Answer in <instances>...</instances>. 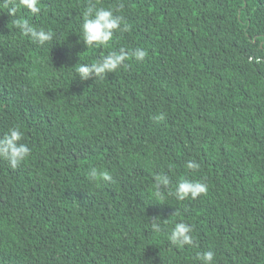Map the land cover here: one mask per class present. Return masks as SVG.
Masks as SVG:
<instances>
[{
  "label": "trees",
  "instance_id": "obj_1",
  "mask_svg": "<svg viewBox=\"0 0 264 264\" xmlns=\"http://www.w3.org/2000/svg\"><path fill=\"white\" fill-rule=\"evenodd\" d=\"M89 2L10 16L0 0V138L18 126L31 149L16 168L0 159V264H200L206 250L213 264H264V0H91L128 31L87 48ZM17 19L53 40L33 43ZM121 48L148 55L79 79ZM157 174L170 179L162 200ZM181 179L207 192L177 200ZM180 221L191 247L168 240Z\"/></svg>",
  "mask_w": 264,
  "mask_h": 264
},
{
  "label": "clouds",
  "instance_id": "obj_2",
  "mask_svg": "<svg viewBox=\"0 0 264 264\" xmlns=\"http://www.w3.org/2000/svg\"><path fill=\"white\" fill-rule=\"evenodd\" d=\"M41 0H11V4L7 13L15 16L21 8L28 10L31 14L38 15L42 9L40 7ZM122 16L114 14L112 8L97 7L91 0L83 12L82 23V41L87 48L104 46L107 47L113 41L117 32L128 31V25L122 24ZM16 27L21 34L31 39L33 43L44 45L53 40L54 33L50 29L43 27L37 28L33 26L27 19H17ZM148 55L147 50L137 48L131 52L121 48L119 52L110 51L103 56L98 62L91 65L81 64L75 70L79 75V79L88 80L90 77L103 79L107 73L115 72L121 66L127 67L125 61L130 57H134L137 62H141ZM165 114L161 113L155 117L156 120H163ZM24 133L17 127L9 129L5 135L0 138V159L7 160L12 168H16L21 162L27 160L31 155V149L24 143H20ZM187 167L192 170L199 169L200 165L196 162H188ZM89 179L94 181H111L112 176L108 171L98 170L92 167L88 173ZM155 180V196L163 199L162 190L167 189L170 185V179L166 174H157ZM207 192V185L200 181H192L181 179L177 182L174 191H169L170 195H174L177 200H185L187 198L196 199L199 195ZM165 229L153 219L152 231L159 234ZM168 240L172 245L178 247L193 246L194 236L193 228L186 222L180 221L174 223V226L167 233ZM196 259L200 264H213L215 253L211 250L198 252Z\"/></svg>",
  "mask_w": 264,
  "mask_h": 264
}]
</instances>
